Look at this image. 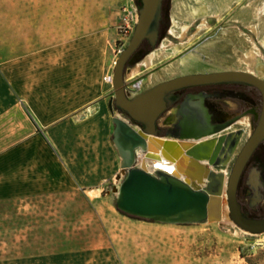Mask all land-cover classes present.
<instances>
[{
	"label": "rangeland",
	"instance_id": "1",
	"mask_svg": "<svg viewBox=\"0 0 264 264\" xmlns=\"http://www.w3.org/2000/svg\"><path fill=\"white\" fill-rule=\"evenodd\" d=\"M263 1L168 2L164 38L147 54H154L150 68L141 67L140 75L128 82V74L147 55L125 68L127 97L195 73L242 71L264 79ZM136 13L135 0H0L2 40L29 41L32 29H39L40 38L48 28L54 42L63 33L65 41L73 45L71 58L84 54L86 75L91 77L87 78L101 98L69 124L86 122L101 109L94 125L108 119L106 135L110 137L108 148L101 139L92 140L89 151L84 139L65 146L71 158H79L82 154L75 151L86 148L82 159L101 160L103 176L92 184L69 192L0 201V264H264L260 245L264 234H245L229 214L226 222L178 225L132 219L116 209L112 189L120 185L123 174L118 156L117 167L110 170L111 154L113 159L116 150L111 142L108 103L114 100L115 61L131 37L123 34V25ZM102 60L103 66L98 67ZM98 69L100 73H96ZM115 113L139 128L119 111ZM157 152L154 145L149 147L147 158L155 159ZM179 157L178 152L165 155L173 163ZM239 201L248 203L242 194ZM257 215L264 216V198Z\"/></svg>",
	"mask_w": 264,
	"mask_h": 264
},
{
	"label": "water",
	"instance_id": "2",
	"mask_svg": "<svg viewBox=\"0 0 264 264\" xmlns=\"http://www.w3.org/2000/svg\"><path fill=\"white\" fill-rule=\"evenodd\" d=\"M161 0H141L138 19L127 46L119 53L113 68L112 88L114 100L108 103L113 131L111 141L119 157V169L123 174L116 196V209L129 217L162 224H203L221 222L224 205L229 218L241 230L250 234H264V218L254 219L243 214L237 199L238 185L245 167L258 145L264 142V79L242 71L195 73L179 76L136 94L126 95L124 71L127 63L147 40L154 48L158 37ZM237 82L256 87L263 98L259 122L237 153L229 174L227 171L239 147L242 130L231 132L215 140L211 134L221 129H212L203 118L201 109L185 108L180 134L159 136L157 120L166 110V97L177 90L215 83ZM114 106L125 112L131 120L142 127H134L115 113ZM175 139V140H171ZM159 149V155L174 165L175 174L157 170L149 174L143 164L134 167L136 151L145 153L149 145ZM190 146L174 163L165 155L178 152V146ZM174 146V147H171ZM206 161V163H203ZM188 173H182L185 171ZM120 178V177H118ZM252 197L249 207L262 201L259 193L258 171L253 168L247 178Z\"/></svg>",
	"mask_w": 264,
	"mask_h": 264
},
{
	"label": "crops",
	"instance_id": "3",
	"mask_svg": "<svg viewBox=\"0 0 264 264\" xmlns=\"http://www.w3.org/2000/svg\"><path fill=\"white\" fill-rule=\"evenodd\" d=\"M38 30L25 42L0 38V201L83 189L103 176L101 160L81 158L86 148L75 151L79 158L65 148L75 139L87 140L88 151L96 139L108 148L110 140L108 119L94 125L99 107L88 121L69 124L101 98L84 54L71 58L63 33L54 42L52 30L40 38Z\"/></svg>",
	"mask_w": 264,
	"mask_h": 264
},
{
	"label": "flooded vegetation",
	"instance_id": "4",
	"mask_svg": "<svg viewBox=\"0 0 264 264\" xmlns=\"http://www.w3.org/2000/svg\"><path fill=\"white\" fill-rule=\"evenodd\" d=\"M170 1L171 0H161L156 45L164 38L163 35L167 29V25L166 28H164L162 24L164 25L165 20L168 18V2ZM135 2L141 3V0H135ZM145 49H153L147 40H145ZM165 100L166 110L161 114L156 122V124L158 121L161 122L157 128L159 136L165 137L179 135L180 124L184 120L185 108L189 107L201 109L203 112V118H205L207 125L210 128H224L220 132L211 134V136L208 137V140H215L231 132L242 130L243 133L240 144L243 141L247 130H249V133L244 143L255 130L263 107L262 95L256 87L237 82L191 86L172 92ZM112 108L114 111L117 110L123 116H126L134 125L142 127L140 124L131 120L125 112L116 108L113 102ZM244 143L242 144V147ZM253 168L258 171V180L260 183L258 189L259 193L264 198V142L260 143L251 155L241 177L242 184L240 187L238 185L237 190L238 201L241 194L248 201L247 205L240 203L243 214L247 217H264L257 215V211L262 201L254 208L249 207L252 192L247 185V178L250 170Z\"/></svg>",
	"mask_w": 264,
	"mask_h": 264
},
{
	"label": "bare ground",
	"instance_id": "5",
	"mask_svg": "<svg viewBox=\"0 0 264 264\" xmlns=\"http://www.w3.org/2000/svg\"><path fill=\"white\" fill-rule=\"evenodd\" d=\"M260 11H261V13H264V1H263L262 5L260 7ZM153 57H154V54L153 53H150L140 63H138L131 70V72L128 74V76H127V82L128 81H132L133 79H135L137 76L140 75V73H141V67H144L145 69H149L150 66H151V64H152L151 61L153 60ZM150 83H151V80H148L147 81V84L150 85ZM165 139H169V138L168 137H165ZM171 140H175V139H171ZM176 145L178 146V154L180 156L184 154V150L186 148L190 147V146H182V145H179L178 143ZM152 146H153V144L150 143L149 147L151 148ZM154 157H155V159H148L147 158L146 161L144 159H140V163L143 164L145 170L149 169V171L152 172V173L156 172L157 170L169 171L172 174H175L176 173V171L174 170V168L172 167V165L166 164L164 162V159L159 155V149H158L157 154L154 155ZM203 163H206V161H204ZM146 165H148V168H147ZM223 173H224L225 178H226L227 175H228V172L227 171H224ZM118 188H119V186H116L115 187V190L113 192H116L117 191V193H118ZM227 216H228V209H227L226 205H224V210H223V213H222V220L224 222L228 221ZM206 223H208V222H206ZM203 224H205V223H203ZM244 233L245 234H249L248 232H244ZM249 235H251V234H249Z\"/></svg>",
	"mask_w": 264,
	"mask_h": 264
},
{
	"label": "built area",
	"instance_id": "6",
	"mask_svg": "<svg viewBox=\"0 0 264 264\" xmlns=\"http://www.w3.org/2000/svg\"><path fill=\"white\" fill-rule=\"evenodd\" d=\"M137 19H138V15H137V13H136L135 16H134V18H133V17L131 18L130 22H129V21H126V23L123 25V34H124L125 36H131V35H132V33H133V31H134L135 24H136V22H137ZM140 159H144L145 161L147 160L146 157H145V153H142V152H140V151L137 150V151H136V161H135V165H134V167L140 168V166H141ZM164 162H165L166 164L172 165V167L174 168V165H173V164H170V163H168V162L165 161V160H164ZM146 166H147V168H148V165H146ZM146 171H147L149 174L153 175V173L150 172L149 169H147ZM164 172H166V173L169 174V175H172V173L169 172V171H164ZM260 245H261L262 247H264V240L260 242Z\"/></svg>",
	"mask_w": 264,
	"mask_h": 264
},
{
	"label": "trees",
	"instance_id": "7",
	"mask_svg": "<svg viewBox=\"0 0 264 264\" xmlns=\"http://www.w3.org/2000/svg\"><path fill=\"white\" fill-rule=\"evenodd\" d=\"M137 6H138V9L140 8V2H136ZM166 25L167 23L165 22V24L162 26L164 28H166ZM151 51V49H145V41L142 42V44L140 45V47L136 50V52L133 54V56L131 57V59L129 60V62L127 63L126 67L130 64H135L136 62H139L140 60L143 59L144 56H146L149 52ZM242 184V179L240 180L239 182V187L240 185ZM122 214V213H121ZM124 215V214H122ZM127 216V215H125ZM129 217V216H127ZM129 218H132V219H135L133 217H129ZM249 218H254V219H260V218H264V217H249ZM136 220H140V219H136Z\"/></svg>",
	"mask_w": 264,
	"mask_h": 264
}]
</instances>
